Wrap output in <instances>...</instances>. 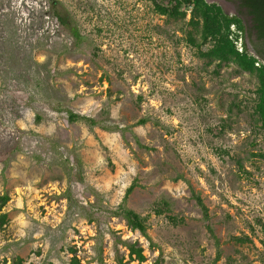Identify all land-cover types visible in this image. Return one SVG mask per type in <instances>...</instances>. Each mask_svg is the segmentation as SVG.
<instances>
[{
  "label": "rangeland",
  "instance_id": "obj_1",
  "mask_svg": "<svg viewBox=\"0 0 264 264\" xmlns=\"http://www.w3.org/2000/svg\"><path fill=\"white\" fill-rule=\"evenodd\" d=\"M60 1L78 41L51 0H0V264H139L119 240L142 264H264L257 71L201 58L191 5L172 18L152 0ZM134 182L126 205L153 243L113 215Z\"/></svg>",
  "mask_w": 264,
  "mask_h": 264
},
{
  "label": "trees",
  "instance_id": "obj_2",
  "mask_svg": "<svg viewBox=\"0 0 264 264\" xmlns=\"http://www.w3.org/2000/svg\"><path fill=\"white\" fill-rule=\"evenodd\" d=\"M154 9L161 15H167L172 18H185V13L182 11L183 5H191L193 7L192 17L188 23H191L195 28L199 29V39L190 36V42L196 45L201 53V58H208L210 61H219L228 62L233 61L236 63L238 68L242 71L249 73H254L257 71V77L260 82L258 88V99L255 106V111L259 117L261 128L263 131V140H264V59L257 58L247 46V43L244 41L245 52L240 53L235 47V44L230 39V27L232 24L238 25L239 29L244 30L243 25L239 19L230 17L224 13L223 9L217 4H210L206 0H152ZM51 12L55 16L59 25L67 31L75 40H80L81 35L78 29V26L71 16V14L63 7V4L60 0H51ZM260 37L264 38V31L261 32ZM245 40V39H244ZM208 41L212 43L211 48H208L207 51H203L202 47ZM260 62V67H256L255 64ZM221 65V64H219ZM68 122L76 123L81 120L88 121L91 125H97L98 122L94 118H89L82 114H78L73 111H68ZM146 119H141L137 122V125L146 124ZM136 187V182L132 183L125 191L123 197V202L118 206V208L113 212V215L116 217L123 218L127 226L132 231H139L142 236L148 239L151 243L152 238L149 234V225L147 218L140 215L134 209L128 207L126 202L128 197L133 192ZM192 189V188H191ZM194 199L198 203L201 211L203 213V218L206 221L207 229L216 239V243L219 246V240L214 234V230L209 224L210 220V211L208 206L203 201L200 194L196 193L192 189ZM67 197L70 198L69 193ZM10 196L8 193L0 195V226L5 223V215L1 211L4 206L9 202ZM164 206H169V202L163 201ZM160 212V211H159ZM174 220V218H173ZM174 223H177L176 221ZM118 243L122 244L129 251V256L134 260H137L139 264H142L146 257L144 255V248L140 246L137 242H129L119 240ZM221 259V250L218 248L217 254L215 257V262ZM120 264H125L119 258ZM81 259L75 254L70 259V264H81ZM13 264H22V259L18 258L13 261Z\"/></svg>",
  "mask_w": 264,
  "mask_h": 264
},
{
  "label": "flooded vegetation",
  "instance_id": "obj_3",
  "mask_svg": "<svg viewBox=\"0 0 264 264\" xmlns=\"http://www.w3.org/2000/svg\"><path fill=\"white\" fill-rule=\"evenodd\" d=\"M206 1L220 6L228 16L239 19L244 27L243 34L248 49L257 58L264 59V38L260 37L264 31V0Z\"/></svg>",
  "mask_w": 264,
  "mask_h": 264
},
{
  "label": "built area",
  "instance_id": "obj_4",
  "mask_svg": "<svg viewBox=\"0 0 264 264\" xmlns=\"http://www.w3.org/2000/svg\"><path fill=\"white\" fill-rule=\"evenodd\" d=\"M229 37L235 44V47L238 50V52L244 53L245 52L244 34H243V31L239 29L236 24L231 25ZM256 66L260 67L261 66L260 62L256 63Z\"/></svg>",
  "mask_w": 264,
  "mask_h": 264
}]
</instances>
